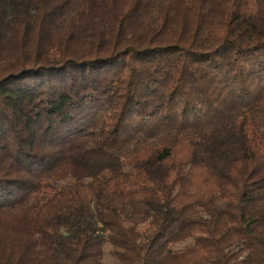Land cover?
<instances>
[{
    "label": "trees",
    "instance_id": "obj_1",
    "mask_svg": "<svg viewBox=\"0 0 264 264\" xmlns=\"http://www.w3.org/2000/svg\"><path fill=\"white\" fill-rule=\"evenodd\" d=\"M0 264H264V0H0Z\"/></svg>",
    "mask_w": 264,
    "mask_h": 264
},
{
    "label": "rangeland",
    "instance_id": "obj_2",
    "mask_svg": "<svg viewBox=\"0 0 264 264\" xmlns=\"http://www.w3.org/2000/svg\"><path fill=\"white\" fill-rule=\"evenodd\" d=\"M182 245H183V243H181V244L177 245V246H176V248H177V249H179V248H181V247H182Z\"/></svg>",
    "mask_w": 264,
    "mask_h": 264
}]
</instances>
